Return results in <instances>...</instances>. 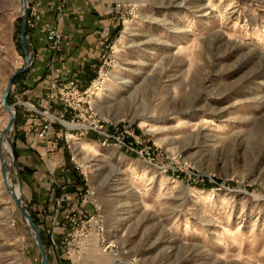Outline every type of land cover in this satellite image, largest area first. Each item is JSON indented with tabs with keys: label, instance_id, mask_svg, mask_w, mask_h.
Returning <instances> with one entry per match:
<instances>
[{
	"label": "rangeland",
	"instance_id": "374dc122",
	"mask_svg": "<svg viewBox=\"0 0 264 264\" xmlns=\"http://www.w3.org/2000/svg\"><path fill=\"white\" fill-rule=\"evenodd\" d=\"M33 8L43 18L28 2L27 20ZM115 8L120 32L90 81L72 73L53 80L42 66L30 73L35 56L14 79L8 135L19 171L6 140L0 264H43L7 189L17 194L18 172L50 264H264V0H117ZM22 11V0H0V141L11 119L3 95L26 64ZM103 66L108 77L83 100L108 120V133L147 153L104 146L94 130L73 126L98 118L77 119L59 90L71 80L86 90ZM55 181L71 195L59 213ZM87 188L97 193L117 257L95 233L83 236L95 209L74 195Z\"/></svg>",
	"mask_w": 264,
	"mask_h": 264
},
{
	"label": "crops",
	"instance_id": "0c3cea01",
	"mask_svg": "<svg viewBox=\"0 0 264 264\" xmlns=\"http://www.w3.org/2000/svg\"><path fill=\"white\" fill-rule=\"evenodd\" d=\"M28 2L32 6L38 5L44 21L57 24L63 37L59 49L52 52L47 48L45 36L38 30L29 29L27 37L35 56L30 73L41 71L42 66L44 71L52 73L53 80L64 79L67 73H72L79 82L90 81V72L120 32L121 21L115 8L117 0H67L63 14L56 9L60 0Z\"/></svg>",
	"mask_w": 264,
	"mask_h": 264
},
{
	"label": "built area",
	"instance_id": "2783aa9c",
	"mask_svg": "<svg viewBox=\"0 0 264 264\" xmlns=\"http://www.w3.org/2000/svg\"><path fill=\"white\" fill-rule=\"evenodd\" d=\"M118 8L122 7V4L117 5ZM28 26L33 29H39L41 33H43L46 37V40L49 44V48L51 51L55 52L59 49L61 42H62V33L60 32L58 26H53L48 23H45L43 21V18L40 13H38L36 8H33L31 11V15L27 20ZM108 77V73L105 71V67L103 66L100 71H99V76L97 79H95L91 86L88 87L86 90L82 91V89L79 86V83L77 80H71L61 86V95L62 99L67 100L70 102L68 106L71 108V110L80 113L77 116V119H83V118H88L89 116H94L97 117L98 119L94 122L91 123L90 125L85 124V125H78V124H71L73 126H78V127H84L83 129H92L96 132L97 136L100 138L104 146H115L119 147L122 149H125L127 152H135L138 154H143L147 153L142 150V152L138 151L137 147L130 145L127 143L126 140H124L123 135H117V134H111L108 133L106 130V125H108V120L102 118L101 116H98L95 112H93V109L91 107V103L88 101L83 100V95H88L90 92H92V89L99 86L101 82L105 80V78ZM53 98V96H52ZM84 101V102H83ZM85 121V120H84ZM73 123L75 122L74 120L72 121ZM113 122V121H112ZM119 121H114L113 126L117 127L121 124H119ZM93 127V128H91ZM121 130V129H120ZM50 131V126L45 125L42 132L39 134V137L43 138L46 136L47 132ZM123 131V130H121ZM125 133H128L124 131ZM57 187L56 189L60 190L61 195L56 198L55 204H56V211L59 213V211L62 209L64 205H69L71 195H69L65 191V187H61L56 181H55ZM76 199L79 200V204L82 202L84 204H88L89 206H93L95 211L91 214H88L85 217V220L82 221V231H83V236L85 237L92 235L95 233L101 243L102 248L104 249V252H107L108 250L110 252H115L114 248H116L115 244L111 241H107V226L105 222L104 216L100 212V207H99V202L97 200V193L95 190L92 188H87L85 190L81 189L79 192H76L75 195ZM83 198H86V200H83ZM83 200V201H82ZM78 202V201H77ZM74 211H78L75 210ZM77 213H74V217L72 218V221L74 223L77 222ZM116 257L119 255V252H115L114 254Z\"/></svg>",
	"mask_w": 264,
	"mask_h": 264
},
{
	"label": "water",
	"instance_id": "95a60500",
	"mask_svg": "<svg viewBox=\"0 0 264 264\" xmlns=\"http://www.w3.org/2000/svg\"><path fill=\"white\" fill-rule=\"evenodd\" d=\"M22 4H23V11H22V25H21V35H20V38H21V45L24 49V54H25V58H26V64L23 68H21L19 71H17L16 73H14L9 81H8V84H7V88H6V91H5V94L3 95V99H2V105L3 107L5 108V110H7L10 115H11V119H10V122L8 124V127L7 129L4 131L3 135H2V138L6 135H8L9 131L12 129L13 125H14V122H15V115H16V112H15V109L14 107H11V106H8L7 104V100H8V97L11 93V90H12V87H13V82H14V79L23 74L24 72H26L31 66H32V63H33V57L34 55L33 54H28L27 50H26V47H25V44L28 43L27 41V38H26V30H27V7H28V0H22ZM8 140L11 144V147H12V155H13V146H12V141L10 139V136L8 135ZM0 146H1V142H0ZM12 160H13V163L18 170V164L14 158V156H12ZM2 163H3V173L5 174V167H4V161L2 160ZM18 174V178H19V186H20V190H22V184H21V179H20V174L19 172L17 173ZM14 199V202L21 214V216L24 218L25 221L28 222L31 230L33 231L34 235H35V240H36V244L39 248V251H40V254H41V257H42V263L43 264H50L49 262V259H48V255H47V251H46V248H45V245L43 243V240H42V237H41V234H40V230H39V226L34 222L33 218H32V215L24 208L23 204H22V200L20 198H17L16 196L13 197Z\"/></svg>",
	"mask_w": 264,
	"mask_h": 264
},
{
	"label": "bare ground",
	"instance_id": "6f19581e",
	"mask_svg": "<svg viewBox=\"0 0 264 264\" xmlns=\"http://www.w3.org/2000/svg\"><path fill=\"white\" fill-rule=\"evenodd\" d=\"M126 81V80H125ZM124 81V82H125ZM127 82V81H126ZM113 100V98L111 99V101ZM105 104V103H104ZM6 140L8 141V144H9V147H10V149H9V155L11 156V159H12V147H11V144H10V142H9V140H8V135H6V136H4L2 139H1V145L3 144V145H6V147H7V142H6ZM1 147V146H0ZM4 176H5V179H6V174H4ZM18 188H17V194H15V193H13L14 191H13V189L11 188H8L7 187V189L10 191V193L12 194V196L14 197V196H16L17 198H20L21 199V194H22V190H20L21 188H20V186L18 185L17 186ZM26 223H27V225L29 226V224H28V222L26 221Z\"/></svg>",
	"mask_w": 264,
	"mask_h": 264
},
{
	"label": "trees",
	"instance_id": "16d2710c",
	"mask_svg": "<svg viewBox=\"0 0 264 264\" xmlns=\"http://www.w3.org/2000/svg\"><path fill=\"white\" fill-rule=\"evenodd\" d=\"M27 35H28V32H29V28H28V26H27ZM43 240V242H44V245H46V243H45V241H44V239H42Z\"/></svg>",
	"mask_w": 264,
	"mask_h": 264
}]
</instances>
